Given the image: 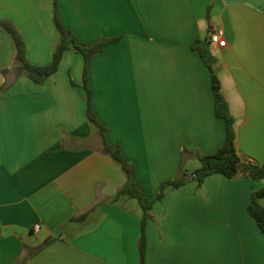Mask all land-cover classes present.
<instances>
[{"label":"crops","instance_id":"0c3cea01","mask_svg":"<svg viewBox=\"0 0 264 264\" xmlns=\"http://www.w3.org/2000/svg\"><path fill=\"white\" fill-rule=\"evenodd\" d=\"M57 13L84 43L115 39L90 61L93 108L148 197L176 175L183 147L223 145L211 74L238 155L264 164V0H57ZM0 20L17 29L29 62L50 63L51 0H0ZM212 26L224 31L213 56ZM18 65L0 28V264H138L142 211L134 198L113 199L125 176L87 119L81 54L65 51L41 83L16 76ZM198 167L186 158L188 172ZM257 184L212 174L166 188L145 222V264H264V234L247 211Z\"/></svg>","mask_w":264,"mask_h":264},{"label":"trees","instance_id":"16d2710c","mask_svg":"<svg viewBox=\"0 0 264 264\" xmlns=\"http://www.w3.org/2000/svg\"><path fill=\"white\" fill-rule=\"evenodd\" d=\"M51 2L53 23L59 33V43L54 48L50 63L46 65H35L29 62L26 57L24 40L17 29L11 22L0 20V28L11 36L15 45V59L19 62V65L14 69V72L16 76L25 75L33 82L41 83L57 71L59 62L65 51L72 48L75 52L81 54L83 58L81 87L86 94V116L97 128L103 151L120 166L125 176L124 183L116 191L113 199L117 200L121 196H128L134 198L141 208L140 235L137 240L138 264H145V222L149 218L148 212L153 204L164 197L166 188L177 189L189 181H196L197 185L200 186L203 180L212 174H221L228 179L241 175L257 183L264 179V164H255L243 160L238 155L235 144L234 118L230 114L217 76L211 74V90L214 99L215 114L217 117L223 119L225 124V141L223 145L211 154H201L198 151L183 147L181 150V162L176 175L162 183L159 192L154 197H148L145 194L143 186L136 180V171L133 164L125 158L119 146L112 145L108 142L107 129L98 119L93 108L92 91L89 85L90 61L98 51L106 44L115 41V39H99L91 44L80 41L70 30L63 26L57 13V0H51ZM198 50L201 56H204V50L201 48H198ZM7 72L8 70L6 69L1 70V73L4 75ZM6 86L5 84L4 87ZM186 158L196 159L199 162V167L188 172L184 168ZM262 200H264V186L255 187L250 194L247 211L260 231L264 234V204H262ZM88 212L77 218H71L70 221H82L87 217ZM22 261H25L24 257Z\"/></svg>","mask_w":264,"mask_h":264},{"label":"built area","instance_id":"2783aa9c","mask_svg":"<svg viewBox=\"0 0 264 264\" xmlns=\"http://www.w3.org/2000/svg\"><path fill=\"white\" fill-rule=\"evenodd\" d=\"M224 31L223 29L219 27L212 26L208 33H207V38H206V53L208 55L213 56L215 54L217 45L220 41V39L223 37ZM40 229V224L36 223L34 225V233H36Z\"/></svg>","mask_w":264,"mask_h":264},{"label":"rangeland","instance_id":"374dc122","mask_svg":"<svg viewBox=\"0 0 264 264\" xmlns=\"http://www.w3.org/2000/svg\"><path fill=\"white\" fill-rule=\"evenodd\" d=\"M257 185H258L257 187H260L259 184H257ZM262 186H263V185H262ZM262 204H264V200H262ZM137 207H138V209H139L140 206H137Z\"/></svg>","mask_w":264,"mask_h":264}]
</instances>
